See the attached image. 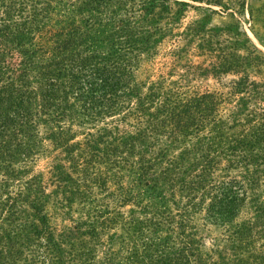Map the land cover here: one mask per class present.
Listing matches in <instances>:
<instances>
[{
	"label": "trees",
	"instance_id": "trees-1",
	"mask_svg": "<svg viewBox=\"0 0 264 264\" xmlns=\"http://www.w3.org/2000/svg\"><path fill=\"white\" fill-rule=\"evenodd\" d=\"M166 1L0 0V264H264V81H233L242 96L222 116L220 94L137 80L140 53L156 42L145 22ZM220 58L213 72L237 65ZM42 132L69 163L53 167L50 192L26 168ZM99 160L127 165L146 198L107 190ZM87 183L110 204L54 234L49 197L69 207ZM245 204L250 218L234 222ZM192 213L229 246L202 250ZM110 226L120 232L103 238Z\"/></svg>",
	"mask_w": 264,
	"mask_h": 264
},
{
	"label": "rangeland",
	"instance_id": "rangeland-1",
	"mask_svg": "<svg viewBox=\"0 0 264 264\" xmlns=\"http://www.w3.org/2000/svg\"><path fill=\"white\" fill-rule=\"evenodd\" d=\"M165 5V12L159 13L155 9L145 22L146 27L154 30L156 42L149 50L140 53L135 70L137 80L160 82L166 88H177L186 94L204 91L220 94L219 113L226 116L234 108L237 98L242 96L229 92L233 81L245 76L248 80L264 81V0H167ZM194 28L197 30H192ZM221 53H227L228 62L237 65H231L225 71L213 72L212 67L218 68L222 62ZM247 55H255V59H242ZM77 136L80 138L79 134ZM40 137L39 148L26 168L30 174L39 175L45 192H50L56 189V182L51 180L53 167L62 164L69 171V163L61 160L63 154L49 140L42 139L43 132ZM94 166V171L102 177L107 176V190L115 192L118 183L133 193L141 191L142 198H146L143 189L134 182L135 176L127 165L119 169L108 168L103 160H99ZM70 176L75 182L83 183L76 173L70 172ZM63 184L69 190L75 188L71 182ZM87 185L86 188L79 185V189H87L89 195L80 199L74 194L69 207L59 203V194H51L45 211L54 234L73 225L72 221L83 219L84 210L98 207L97 203L107 204L111 201L104 191L90 183ZM115 207L125 213L132 205L117 207L112 204L109 209ZM251 212L249 204H245L234 222H245ZM200 214L192 213L189 224L202 250L208 251L215 246L220 249L228 247L226 232L202 221ZM113 231L120 232L117 227L110 226L104 229L101 236L105 238Z\"/></svg>",
	"mask_w": 264,
	"mask_h": 264
}]
</instances>
